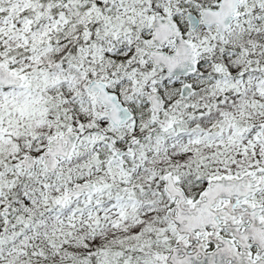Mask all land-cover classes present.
<instances>
[{
    "label": "snow or ice",
    "instance_id": "6c2138e0",
    "mask_svg": "<svg viewBox=\"0 0 264 264\" xmlns=\"http://www.w3.org/2000/svg\"><path fill=\"white\" fill-rule=\"evenodd\" d=\"M0 264H264V0H0Z\"/></svg>",
    "mask_w": 264,
    "mask_h": 264
}]
</instances>
